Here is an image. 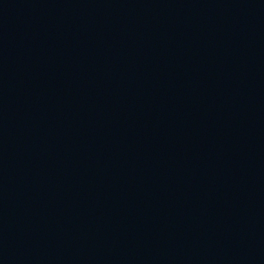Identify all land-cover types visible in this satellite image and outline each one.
I'll list each match as a JSON object with an SVG mask.
<instances>
[{"label": "water", "instance_id": "95a60500", "mask_svg": "<svg viewBox=\"0 0 264 264\" xmlns=\"http://www.w3.org/2000/svg\"><path fill=\"white\" fill-rule=\"evenodd\" d=\"M0 264H264V0H0Z\"/></svg>", "mask_w": 264, "mask_h": 264}]
</instances>
